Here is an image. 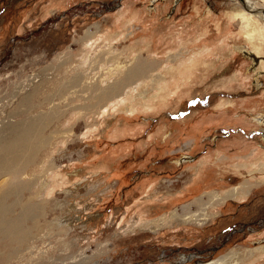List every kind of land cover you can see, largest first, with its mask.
Here are the masks:
<instances>
[{"label":"rangeland","instance_id":"1","mask_svg":"<svg viewBox=\"0 0 264 264\" xmlns=\"http://www.w3.org/2000/svg\"><path fill=\"white\" fill-rule=\"evenodd\" d=\"M256 11L242 0H0V127L53 117L23 174L30 191L9 200L38 203L31 232L12 248L0 238V264H264ZM139 60L149 71L97 102L95 86Z\"/></svg>","mask_w":264,"mask_h":264},{"label":"bare ground","instance_id":"2","mask_svg":"<svg viewBox=\"0 0 264 264\" xmlns=\"http://www.w3.org/2000/svg\"><path fill=\"white\" fill-rule=\"evenodd\" d=\"M243 2L247 9L257 10V16L259 18L262 16V19H264V8H258L255 0H244ZM245 20H247V27L252 33L258 32L259 29L263 28L261 24V28L257 27L250 17H247ZM251 37H253L252 34ZM253 45L254 49L259 51L262 43L255 45L253 42ZM149 68L150 64L147 61L139 60L127 71L121 80H117L105 88H100L99 85H96L95 90L98 93L95 98L97 102L117 96L130 80L140 77L149 71ZM78 77H75L72 82H76ZM34 96L35 92L34 94L32 92L24 95L21 103L26 102L27 104L31 102L30 98L34 99ZM49 115H38L31 120H21L18 124H8L9 126L5 127V129H3L4 126L0 127V238L8 244L9 248L25 242L31 231L29 232V227L24 225V220L30 217L34 210L39 209L38 203L32 202L30 199L26 201L21 200L22 202L17 201V198L12 202L9 200L13 196H21L19 193L26 190L30 191V182L23 179V174L26 173L29 165L37 162L39 154L48 144V138L44 134V129L53 118L49 117ZM255 119L259 124L264 125V114ZM2 177H5V179L1 180ZM246 187L244 184L242 189ZM230 195L232 196L233 193L227 194L225 198ZM16 204H20L22 209L19 215L15 213ZM208 218L210 216H204L200 221L207 220Z\"/></svg>","mask_w":264,"mask_h":264},{"label":"water","instance_id":"3","mask_svg":"<svg viewBox=\"0 0 264 264\" xmlns=\"http://www.w3.org/2000/svg\"><path fill=\"white\" fill-rule=\"evenodd\" d=\"M242 1H244V0H242Z\"/></svg>","mask_w":264,"mask_h":264}]
</instances>
